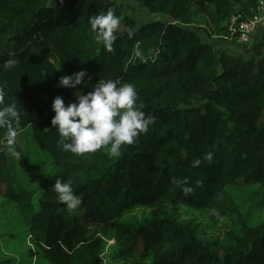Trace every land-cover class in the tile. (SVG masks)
Here are the masks:
<instances>
[{"label":"trees","instance_id":"16d2710c","mask_svg":"<svg viewBox=\"0 0 264 264\" xmlns=\"http://www.w3.org/2000/svg\"><path fill=\"white\" fill-rule=\"evenodd\" d=\"M125 1L140 4L147 19L128 16L118 0H0L4 102L17 105L20 134L53 158L51 171L32 181L30 158L18 141L21 156L11 157L0 129V197L18 209L29 255L104 264L114 231L117 261L264 264V31L246 56H234L192 27L213 8L212 35L228 39L231 19L259 14V1ZM109 8L121 17L111 52L96 43L89 23ZM137 47L145 62L133 56ZM79 71L85 84L59 85ZM99 79L133 84L155 123L116 157L106 148L65 152L51 125L52 102L58 95L74 102ZM57 179L71 182L81 199L75 209L58 200ZM186 186L193 188L187 195Z\"/></svg>","mask_w":264,"mask_h":264},{"label":"clouds","instance_id":"9594fccd","mask_svg":"<svg viewBox=\"0 0 264 264\" xmlns=\"http://www.w3.org/2000/svg\"><path fill=\"white\" fill-rule=\"evenodd\" d=\"M91 31L98 45H102L108 52L113 51V43L117 39L116 33L121 25V17L115 9L109 8L106 12L95 15L89 20ZM129 37L132 32L129 31ZM133 56L141 62L147 57L139 48H135ZM15 61L9 60L6 66H14ZM85 71H79L70 76H63L59 85L65 88H76L85 84ZM4 91L0 89V129L5 130V147L13 158H19L21 152L17 150V137L22 131L19 127L21 113L15 103L4 102ZM138 94L131 83H121L119 80L99 79L93 90L87 94L76 95V100L65 104L61 96H56L52 102L54 116L51 125L59 136L58 144L65 152L74 155H84L101 148L107 149L110 157L120 154L123 145H132L137 138L146 133L149 125L155 123V117L147 116L141 110L143 104H137ZM205 159L212 160V153H207ZM199 159L193 166H199ZM184 184L187 183L185 180ZM197 185L201 181L196 182ZM58 200L69 209H75L81 199L73 191L71 182L55 180L53 185ZM193 191L192 187H183L187 195ZM218 215L215 209L212 210Z\"/></svg>","mask_w":264,"mask_h":264},{"label":"rangeland","instance_id":"374dc122","mask_svg":"<svg viewBox=\"0 0 264 264\" xmlns=\"http://www.w3.org/2000/svg\"><path fill=\"white\" fill-rule=\"evenodd\" d=\"M118 1L124 4L125 13L136 21L142 22L147 19V13L140 4L125 0ZM207 10L208 12L204 13L192 27L198 30L210 43L213 42L216 43L217 46L223 47V51L234 56H246L247 54H245V52L248 49L240 42H235L231 38L222 39L218 36L212 35V31L215 30L217 26L213 16L214 9L207 8ZM263 31L264 22L258 26L255 34L251 36V42L255 44L256 42H259V40L261 41ZM207 32L209 33V36L207 35ZM17 141L21 145L24 155L31 160V172L35 175L34 178H30L32 181H36L38 176L47 174L51 171L52 156L49 152L39 147L35 142L33 144V136H29L28 133H22L17 137ZM19 175L24 176V172H19ZM189 213V210H185L183 215L186 216ZM133 215H135V213ZM137 215L141 216L140 213ZM203 223L205 228L209 224V222L206 223L205 221H203ZM221 226L222 224L219 225L216 230V235H219V229ZM25 233L26 229L22 225L18 209L14 206H9V203H5V200L0 197V235L3 236L0 238V264H52L41 255H36L34 262L33 256L29 255L30 240L29 238L24 240ZM114 239L115 232L110 231L102 251L104 264H135L134 260L117 261L115 259L116 244ZM147 264H151V261H147Z\"/></svg>","mask_w":264,"mask_h":264},{"label":"built area","instance_id":"2783aa9c","mask_svg":"<svg viewBox=\"0 0 264 264\" xmlns=\"http://www.w3.org/2000/svg\"><path fill=\"white\" fill-rule=\"evenodd\" d=\"M260 4V13L249 18L247 20H243L242 16H234L231 19L230 25V37L237 42H240L243 46H248L251 48L254 43L251 42V36L255 34L258 29V26L264 22V1L258 0ZM251 43V44H250ZM246 44V45H244ZM250 44V45H248Z\"/></svg>","mask_w":264,"mask_h":264}]
</instances>
